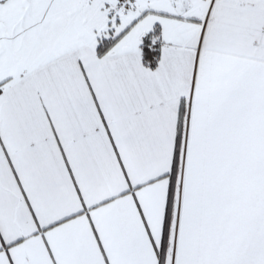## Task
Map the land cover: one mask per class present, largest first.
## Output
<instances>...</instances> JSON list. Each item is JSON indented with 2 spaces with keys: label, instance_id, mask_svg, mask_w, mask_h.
I'll use <instances>...</instances> for the list:
<instances>
[{
  "label": "snow or ice",
  "instance_id": "snow-or-ice-1",
  "mask_svg": "<svg viewBox=\"0 0 264 264\" xmlns=\"http://www.w3.org/2000/svg\"><path fill=\"white\" fill-rule=\"evenodd\" d=\"M0 264H264V0H0Z\"/></svg>",
  "mask_w": 264,
  "mask_h": 264
}]
</instances>
